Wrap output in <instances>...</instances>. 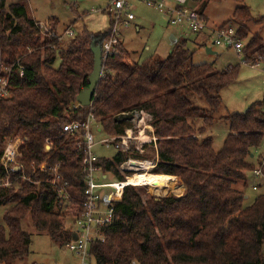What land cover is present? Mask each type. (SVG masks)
Masks as SVG:
<instances>
[{
  "label": "trees",
  "instance_id": "obj_1",
  "mask_svg": "<svg viewBox=\"0 0 264 264\" xmlns=\"http://www.w3.org/2000/svg\"><path fill=\"white\" fill-rule=\"evenodd\" d=\"M223 1L189 0L188 6L203 15L208 4ZM232 1L237 5L224 25H233L239 40L246 41L243 63L264 65V40L244 25H263L264 17L253 19L243 0ZM112 28L110 22L104 32L83 31L63 45L50 23L42 30L23 5L0 3V66L12 67L10 97L0 99V178L11 183L0 187V207H8L0 225V264H23L28 258L31 237L21 227L28 215L35 230L60 247L71 240L63 221L83 211V153L76 147L81 136L63 133V126L92 116L101 133L117 137L130 128L118 116L135 112L151 118L153 144H144L143 154L131 146L111 159L98 158V165L123 181L119 166L127 159H152L150 173L176 177L184 191L178 197H143L125 187L121 200L110 205L114 221L102 230L104 241L91 245L95 264H264V193L243 207L245 195L234 188L264 159V97L244 113L221 118L228 133L216 152L205 134L222 105L220 92L235 82L239 65L220 70L194 65L185 39L164 58L128 62L118 40L103 60L90 106L73 109L89 85L91 47L109 40ZM198 100L206 107L196 105ZM6 138L22 141L15 169L2 160ZM47 139L53 145L50 155L42 152ZM43 162L57 165L68 201L46 182L49 173L34 170Z\"/></svg>",
  "mask_w": 264,
  "mask_h": 264
},
{
  "label": "rangeland",
  "instance_id": "obj_2",
  "mask_svg": "<svg viewBox=\"0 0 264 264\" xmlns=\"http://www.w3.org/2000/svg\"><path fill=\"white\" fill-rule=\"evenodd\" d=\"M64 1L66 5L63 4L62 0H7L6 3H19L23 5L27 13L33 15V17L40 22L45 21L49 16L57 17L59 32H63L65 28L71 27L72 30L76 32L89 31L92 33H101L109 28L110 22H113V17L111 15L107 12H102L107 2L109 3V0ZM128 2L130 3V13L133 15L134 20L132 22L123 23L118 27L119 38L126 51L129 52L127 61L137 63L154 55L162 57L170 49L174 39L180 38L179 36L182 35V29L175 26H168L165 15L158 9L147 6L143 2L136 0H128ZM243 3L250 8L253 19L264 17V0H243ZM71 5H75L76 8L71 7L69 9L68 6ZM236 5L237 4L232 0H225L218 4H208L205 10V15L208 18L207 27L217 26L232 19L233 7ZM73 10H76L79 14H84L74 19ZM30 17L32 18V16ZM247 24L250 35L258 34L257 31L260 30V25H255L253 23ZM51 26H53V23ZM58 31L54 28V33H59ZM259 33L260 37L264 39V24ZM77 35H73L70 39H73ZM193 37L194 35H190L189 39H193ZM70 39L64 40L65 42L63 45H66ZM210 42L211 39L209 41V47L213 48L212 51L215 52L214 55L207 54L205 48L199 46L195 47L192 42H188V49H191L189 51L193 52L192 64H213L217 70L224 69L227 66L239 65V72L235 82L225 87L220 92L222 105L214 115L215 121L213 125L207 128L205 134V136L212 138L213 149L218 152L222 148L223 141L228 133L227 124L221 118L229 114L244 113L252 103L263 100L264 66L262 63L255 66L244 64L242 54L237 55L232 50L212 46ZM245 42L246 41H244L243 44H245ZM196 105L203 108L206 107L201 100H198ZM118 119L130 125L129 130L131 131L133 139L138 136L139 132L144 131V136H141L143 141L142 146L144 144H153L155 138L148 135V133L152 131V128L149 125L151 123V118L147 114L135 112L132 115L126 114L118 116ZM94 126L99 129L97 123H94ZM104 138L106 137L103 133H94V140L96 143ZM140 143V140L138 141L135 139L131 140L129 145L130 147L133 146L136 148L141 145ZM116 152L117 150L112 144H96L94 147V153L98 158L111 159ZM139 154L141 153L139 152ZM145 162L144 165L133 167L130 172H127V177L133 176L135 173L151 175L150 171L154 162L152 159L145 160ZM147 166L150 167L148 171L144 170ZM136 169H138V171H135ZM120 173H122L121 170ZM160 176L173 178V182H170V184L173 185L171 189L151 188L150 186H133V188L143 197L145 195L155 197L174 195L178 197L183 194L184 187L177 178L165 175ZM114 181L115 180H108V182ZM257 183L259 184H256L254 177L250 173H247L246 183L243 184L238 182L234 186L235 189L245 195L243 207L249 206L256 196L264 193V181ZM253 185L257 186V191L252 190ZM4 209H6V207H0V225H3L2 216ZM59 212L62 213V209H60ZM73 223V218L65 219V221H63L64 229H72ZM21 227L31 237L30 254L23 264H79L78 258L72 252L66 250L64 246L60 247L53 242L47 234L37 232L32 225L29 215L21 222ZM90 264H95L93 259L90 260Z\"/></svg>",
  "mask_w": 264,
  "mask_h": 264
},
{
  "label": "built area",
  "instance_id": "obj_3",
  "mask_svg": "<svg viewBox=\"0 0 264 264\" xmlns=\"http://www.w3.org/2000/svg\"><path fill=\"white\" fill-rule=\"evenodd\" d=\"M3 0H0V3ZM5 2L7 0H4ZM143 2L147 6L154 7L163 13L166 17L168 26H175L181 28L185 36L200 35L209 30L207 23L197 9H192L188 6L189 0H136ZM109 15L113 17L114 26L112 28V35L109 40L105 41L101 45L102 59L104 60L110 53L115 50V46L118 43V27L119 25L126 23L127 21L134 20L133 15L130 13V3L128 0H109L106 7ZM47 26L41 25V29ZM213 32L212 45L220 47L226 50H232L237 55L242 54L243 42L239 40L236 29L231 24L218 27ZM43 34V33H41ZM67 34L72 36L71 31H66ZM63 35V36H64ZM63 36H58L57 40L62 42ZM258 65V64H257ZM12 67L0 66V99H7L10 97V83ZM16 71L19 75L23 74V67L17 64ZM80 105L75 102L72 106L73 109H77ZM94 120L92 116H89L83 123L71 122L63 126V133L77 134L81 136V141H78L76 147L81 149L83 156L81 162V184L84 187L83 190V202L81 207L83 209L82 214L78 217H74V223L70 231L71 240L65 244V249L72 252L79 260V264H90L92 259L90 254V248L93 243L103 242L104 236L102 230L110 226L114 221L113 208L110 206L112 203L120 201L122 193L128 183L127 172H130L133 167L144 165L145 160L127 159L122 163L119 168L124 176L123 181L108 182L113 180L109 173L102 171L98 165V157L94 153V147L96 144H112L113 147L120 152H125L130 148L131 140H140V146L136 147L137 152L142 153V139L144 131L139 132L138 136L134 139L131 136L129 129L125 130L124 134L117 137H108L102 139L96 143L94 140V133H101L100 129L94 126ZM142 134V135H141ZM155 140V139H154ZM22 143L20 139L6 138L3 144L4 150L2 160L5 165L13 166L15 169L17 148ZM53 151V145L50 139L45 140V145L42 149L43 153L48 155ZM264 166V159L261 164L256 167L251 175L257 182L264 181V172L262 170ZM153 167V166H152ZM34 170L40 173H49L50 177L46 182L49 183L54 189L57 190L58 195L68 201L66 194V183L63 182L62 175L58 172L57 165L50 167L46 162L38 165ZM119 170V171H120ZM23 179L30 181L29 178ZM110 177V178H109ZM11 183L5 178H0V187H10ZM257 186L253 185L252 190L257 191ZM67 203V202H66ZM66 204H64L65 206ZM75 234L76 238L73 239L72 235Z\"/></svg>",
  "mask_w": 264,
  "mask_h": 264
},
{
  "label": "crops",
  "instance_id": "obj_4",
  "mask_svg": "<svg viewBox=\"0 0 264 264\" xmlns=\"http://www.w3.org/2000/svg\"><path fill=\"white\" fill-rule=\"evenodd\" d=\"M8 1H10V0H8ZM62 2H63V4H65L66 5V2L64 1V0H62ZM10 3V2H9ZM8 3V4H9ZM107 5H108V2H107V4H106V7H107ZM71 7H74V8H76L75 7V5H71V6H68V8L70 9ZM106 7L102 10V12L104 13V12H107V10H106ZM234 8H235V6L233 7V10H234ZM206 10V9H205ZM74 11V19H77V18H79L80 17V15H83L84 13H81V14H79L78 12H76V10H73ZM233 12V11H232ZM108 13V12H107ZM109 14V13H108ZM30 16H32V18H33V20L36 22V23H38V24H40V25H46V24H48V23H50V26L52 25V23H53V26H51V28H55V30L57 29V31H58V24H59V22L57 21V17H55V16H49L45 21H43V22H40V21H37L34 17H33V15H31V14H29ZM203 17H204V19H205V21H206V23H208V18L206 17V15H205V11L203 12ZM50 18H53V21L52 22H49V19ZM133 21V20H132ZM132 21H127V22H132ZM228 21V20H227ZM226 21V22H227ZM126 22V23H127ZM226 22H224V23H221L220 25H217V26H211V27H209V30L208 31H206V32H204V33H202V34H200V35H196V36H194L193 37V39H189V36H185L184 35V33H183V31H182V35H180L179 37L180 38H176V39H174V41H173V43H172V45H171V47H170V49L166 52V54L165 55H163L162 56V58H164V57H166L167 56V54L168 53H170V51H171V49H172V47L175 45V43H177L180 39H185L186 40V46H187V48H188V42H192L193 44H194V46L195 47H203V48H205V49H209V53H207V54H211V55H214L215 54V52H213L212 51V47H209V41H210V39H211V41H212V38L211 37H213V32L211 31V30H215V29H217L218 27H221L222 25H224ZM166 23H167V20H166ZM168 25V24H167ZM244 25H246V26H248V24H244ZM262 26L263 25H260V30L259 31H257L258 32V34L260 35V31H261V29H262ZM53 28V29H54ZM66 31H71L72 33H73V35H77V34H81L83 31H78V32H76V31H73L72 30V28L71 27H67V28H65L64 30H63V32H59V33H56L57 34V36H63L64 35V33L66 32ZM56 32V31H55ZM85 32H87V33H92V32H89V31H85ZM72 35V36H73ZM212 35V36H211ZM72 36H69V35H67V34H65L64 36H63V40H62V42H64V40H67V39H70ZM118 39H119V41L121 42V40H120V38H119V31H118ZM264 40V39H263ZM121 44H122V42H121ZM210 44H212V42H210ZM122 46H123V44H122ZM213 46V45H212ZM123 48H124V46H123ZM125 49V48H124ZM126 50V49H125ZM188 50H191V49H188ZM211 51V52H210ZM129 53V52H128ZM245 64V63H244ZM264 66V65H263ZM174 178H176V177H174ZM177 180V179H176ZM175 181V180H174ZM8 207H6V209H7ZM6 209H4V212L6 211Z\"/></svg>",
  "mask_w": 264,
  "mask_h": 264
},
{
  "label": "water",
  "instance_id": "obj_5",
  "mask_svg": "<svg viewBox=\"0 0 264 264\" xmlns=\"http://www.w3.org/2000/svg\"><path fill=\"white\" fill-rule=\"evenodd\" d=\"M91 52L93 54V68L91 74L88 77L89 85L76 97V102L80 105V107L90 106L94 90L102 76L103 59L101 54V46H92ZM206 52L209 53V49H206ZM72 238H76L75 234L72 235Z\"/></svg>",
  "mask_w": 264,
  "mask_h": 264
},
{
  "label": "bare ground",
  "instance_id": "obj_6",
  "mask_svg": "<svg viewBox=\"0 0 264 264\" xmlns=\"http://www.w3.org/2000/svg\"><path fill=\"white\" fill-rule=\"evenodd\" d=\"M146 137V136H145ZM147 138V137H146ZM150 167L144 168V170L148 171ZM135 171H138L136 169ZM173 178L170 177H164L160 175H148V174H137L135 173L133 176H130L128 178V183L126 185L128 186H150L151 188H165V189H171L172 184L170 182L172 181Z\"/></svg>",
  "mask_w": 264,
  "mask_h": 264
}]
</instances>
